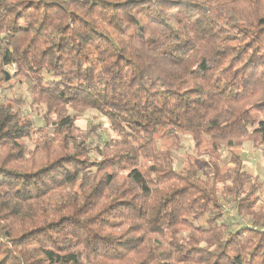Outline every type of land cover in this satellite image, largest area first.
I'll list each match as a JSON object with an SVG mask.
<instances>
[{"label": "trees", "instance_id": "trees-1", "mask_svg": "<svg viewBox=\"0 0 264 264\" xmlns=\"http://www.w3.org/2000/svg\"><path fill=\"white\" fill-rule=\"evenodd\" d=\"M246 142L264 0H0V264H264Z\"/></svg>", "mask_w": 264, "mask_h": 264}, {"label": "rangeland", "instance_id": "rangeland-1", "mask_svg": "<svg viewBox=\"0 0 264 264\" xmlns=\"http://www.w3.org/2000/svg\"><path fill=\"white\" fill-rule=\"evenodd\" d=\"M25 89V87L23 88ZM76 125L82 130L95 127L96 130H105L108 126L107 122L102 119L98 114L93 111L86 112L82 115L77 121ZM182 146L187 149L186 139L183 138ZM240 154L241 157L244 158V167L253 175H258L260 177L264 176V162L261 158V154L259 151L252 148L251 142H246L242 148L235 150ZM182 155V150L181 153ZM264 196V194H263ZM228 210L226 212L227 216H233V212L229 207H226Z\"/></svg>", "mask_w": 264, "mask_h": 264}]
</instances>
